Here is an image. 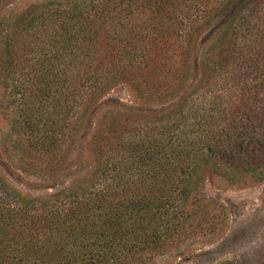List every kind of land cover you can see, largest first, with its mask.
<instances>
[{
    "label": "trees",
    "instance_id": "1",
    "mask_svg": "<svg viewBox=\"0 0 264 264\" xmlns=\"http://www.w3.org/2000/svg\"><path fill=\"white\" fill-rule=\"evenodd\" d=\"M118 81L163 107L109 105L93 123ZM0 84L39 175L60 177L85 136L92 162L43 196L0 175V264H145L223 229L222 204L191 200L206 177L264 180V0L34 3L0 18ZM237 256L217 264H264Z\"/></svg>",
    "mask_w": 264,
    "mask_h": 264
},
{
    "label": "rangeland",
    "instance_id": "2",
    "mask_svg": "<svg viewBox=\"0 0 264 264\" xmlns=\"http://www.w3.org/2000/svg\"><path fill=\"white\" fill-rule=\"evenodd\" d=\"M41 1L44 0H5L0 7V18L14 16L29 5ZM218 26L219 24H216L196 34L192 44L194 48L192 59L194 57L197 59L202 48L210 44ZM197 78L196 70L184 90H190L189 85L198 81L195 80ZM239 79L241 77L238 74L236 80ZM235 86L240 88V82L238 81ZM195 90L199 88L195 87ZM178 97L177 91L167 95L162 100L164 106L176 101ZM2 102L4 88L0 84V175L12 187L25 196H43L67 185L73 176L89 172L92 162L85 146V136L84 140L77 141L74 150L69 154L60 177L52 180L39 175V169L31 166L36 154L29 153L18 133L10 128L5 103ZM109 105L143 110H159L163 107L162 104L140 98L126 81H118L101 96L94 108L93 123L96 116L97 120L100 119L102 108ZM91 128L87 126L86 120L85 131L89 132ZM191 200L193 202L214 200L222 204L226 212L223 229L214 236L197 238L177 249L157 255L145 264H217L221 260L238 257L237 255L256 258L264 251V180L233 184L222 177L210 175L193 193Z\"/></svg>",
    "mask_w": 264,
    "mask_h": 264
}]
</instances>
